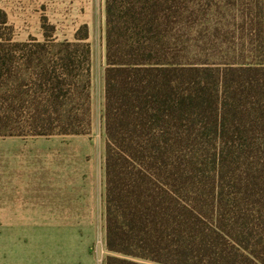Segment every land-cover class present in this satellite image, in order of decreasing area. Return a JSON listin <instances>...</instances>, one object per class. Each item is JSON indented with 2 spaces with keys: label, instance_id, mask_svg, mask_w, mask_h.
<instances>
[{
  "label": "trees",
  "instance_id": "1",
  "mask_svg": "<svg viewBox=\"0 0 264 264\" xmlns=\"http://www.w3.org/2000/svg\"><path fill=\"white\" fill-rule=\"evenodd\" d=\"M245 1L106 0L105 264H264V0L248 57L212 27ZM89 38L0 43V137L89 133Z\"/></svg>",
  "mask_w": 264,
  "mask_h": 264
},
{
  "label": "rangeland",
  "instance_id": "2",
  "mask_svg": "<svg viewBox=\"0 0 264 264\" xmlns=\"http://www.w3.org/2000/svg\"><path fill=\"white\" fill-rule=\"evenodd\" d=\"M45 1L38 4L41 14L28 19L27 32L15 27L0 8V43L10 47L48 40L75 42L79 29L88 26L93 52L92 126L81 136L26 137L35 141L28 146L22 140L0 137V193L7 191L0 198V264H105L109 255L105 231L106 0ZM253 1L247 0L239 8L244 21L229 9L213 14L212 27L222 23L226 38L240 30L235 53L223 48L218 59L249 56L247 42L251 38L243 39L242 35L246 36L255 24L248 17L250 14L254 18L255 11L246 4ZM18 153L29 157L17 159ZM42 155L46 157L47 168L42 170L46 181L33 174L25 183L16 179L19 171L40 169ZM80 176L81 185L77 179ZM27 185L30 189L44 187L48 200L35 202L37 197L29 195L19 205L15 193Z\"/></svg>",
  "mask_w": 264,
  "mask_h": 264
},
{
  "label": "crops",
  "instance_id": "3",
  "mask_svg": "<svg viewBox=\"0 0 264 264\" xmlns=\"http://www.w3.org/2000/svg\"><path fill=\"white\" fill-rule=\"evenodd\" d=\"M45 2H46L45 0H1L0 8L2 9L3 12H5L7 18L9 19V21L11 20V22L15 25V27L20 28L19 30L21 32H27L29 31V27L28 25H26L28 19L39 16V14H41V9L38 6V4L39 3L45 4ZM11 139L18 140V141L22 140L21 142L25 146H28L31 142H35V141H30L25 138L21 139V137H17V138L12 137ZM28 157L29 156H26L24 154H19L16 156L17 159L21 158L22 160H25ZM35 160H38V158H35ZM38 162L42 163V166L40 169L36 168L34 171L28 168L30 171H24V170H22L23 172L19 171V174L18 176H16V179H18L22 183H25V180L31 177L33 174V175H36V178H38V175H40V178H42V181H46V175L42 172V170H45L47 168L46 157L42 155V157H39ZM18 177L21 179H19ZM77 179H79V183L81 185L82 176H80ZM75 185L77 186L78 184H75ZM27 187L28 188L21 189L19 190L18 193H15V195L18 194L17 199H18L19 205L20 203H23L21 202L22 200L23 201L26 200V198L24 197L29 196V195L35 198L37 197L35 202L40 201V200H48V197H46L48 192H46L44 187L40 186V187H36V189H30L31 188L30 185H27ZM6 192H7L6 190L2 191L0 193V198H2L3 194H6ZM16 224H20V223L16 222Z\"/></svg>",
  "mask_w": 264,
  "mask_h": 264
}]
</instances>
